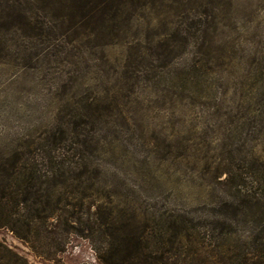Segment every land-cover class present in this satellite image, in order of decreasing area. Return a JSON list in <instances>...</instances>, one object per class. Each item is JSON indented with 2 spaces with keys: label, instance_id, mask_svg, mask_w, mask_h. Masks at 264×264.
Segmentation results:
<instances>
[{
  "label": "rangeland",
  "instance_id": "374dc122",
  "mask_svg": "<svg viewBox=\"0 0 264 264\" xmlns=\"http://www.w3.org/2000/svg\"><path fill=\"white\" fill-rule=\"evenodd\" d=\"M20 3L42 16L40 2ZM115 9L105 35L69 42L1 26L11 9L0 0V163L46 152L53 136L66 165L87 167L82 188L60 192L59 264H100L146 226L173 264H264V0ZM83 195L89 210L73 206ZM0 245L57 264L6 229Z\"/></svg>",
  "mask_w": 264,
  "mask_h": 264
},
{
  "label": "trees",
  "instance_id": "16d2710c",
  "mask_svg": "<svg viewBox=\"0 0 264 264\" xmlns=\"http://www.w3.org/2000/svg\"><path fill=\"white\" fill-rule=\"evenodd\" d=\"M31 1L42 4V16L26 9L20 0H13L11 5L5 0V5L11 10L3 13L4 18L8 20L1 26H9L20 35L27 36L67 35L66 40L73 42L79 35H105L107 25L114 16L112 11H116V4L122 0ZM54 5L60 6L59 10L54 9ZM45 10H56L50 15L53 22L48 21L49 13ZM50 139L52 147L46 152L44 149L14 152L0 163V229L11 232L14 237L26 244L35 256L59 264L57 257L65 252L68 244L66 238L68 225L62 219L61 213L63 207L70 204L63 195L67 191L73 194L75 188H82L80 184L83 182L80 180L86 174L87 167L83 164H74V167L66 165L62 160L63 154L52 150L53 144L60 138L52 136ZM74 182L78 185H74ZM83 189L92 191L93 186L87 183ZM62 190H65L64 194H60ZM82 198L73 206L89 210L91 196L83 195ZM112 212L113 210L109 209L108 215ZM52 216L53 220L49 221ZM111 236L113 233H110ZM153 238L147 231V226L137 228L131 231L120 245L113 246L112 243L108 245L109 253L105 255L103 252L98 260L100 264H173L171 251L157 246ZM173 238L176 242L179 238L182 239V236L176 234ZM113 240L117 241V238ZM248 260L244 259V264H247ZM0 264L27 262L0 245Z\"/></svg>",
  "mask_w": 264,
  "mask_h": 264
}]
</instances>
